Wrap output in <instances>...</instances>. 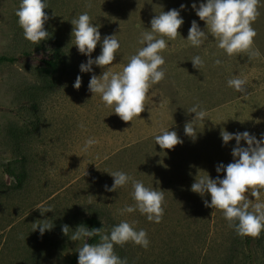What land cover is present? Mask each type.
Instances as JSON below:
<instances>
[{"label":"rangeland","instance_id":"rangeland-1","mask_svg":"<svg viewBox=\"0 0 264 264\" xmlns=\"http://www.w3.org/2000/svg\"><path fill=\"white\" fill-rule=\"evenodd\" d=\"M20 2L0 0V56L16 59L0 63V264H68L87 239L72 241L74 230L90 216L103 222L102 235L122 220L135 221L137 230L147 232L146 249L131 241L114 245L127 264H264V231L262 247L253 246L250 256L223 210L204 206L210 195L202 198L190 191L197 174L206 171L215 178L217 164L232 162L235 140L222 146L221 128L249 131L257 138L264 133V0L252 25L257 33L252 49L232 56L211 36L199 47L183 39L193 20L205 28L191 8L199 0H48L45 28L59 37L66 59L49 91L42 88L39 70L52 44L24 38L15 15ZM181 4L186 5L178 30L183 38L178 35L170 42L173 49L162 53L165 78L153 86L157 96L139 118L124 122L101 103L99 94L89 92L90 76L100 75L103 68L94 65V73L80 72L87 58L74 45L70 21L87 12L102 37L116 34L121 47L113 63L125 65L143 47L141 33L150 29V20ZM99 53L97 45L93 58ZM195 56L203 60L198 69L191 62ZM77 75L82 78L79 89L73 87ZM235 76L247 80L244 92L228 86ZM194 105L209 114L195 139L184 132L195 116L189 113ZM161 126H171L183 143L161 149L154 138ZM88 138L97 143L84 150ZM19 152L27 174L15 189L4 167L8 162L18 166ZM114 171L164 191L159 223L139 211L120 215V209L135 201L131 182L105 190L113 184L109 173ZM36 226L50 230L41 235Z\"/></svg>","mask_w":264,"mask_h":264},{"label":"clouds","instance_id":"clouds-1","mask_svg":"<svg viewBox=\"0 0 264 264\" xmlns=\"http://www.w3.org/2000/svg\"><path fill=\"white\" fill-rule=\"evenodd\" d=\"M262 0H199L191 4L192 10L200 21L205 22V28L193 20L188 35L183 38L179 29L184 24L181 11L186 8L181 4L179 9L162 11L150 20V29L141 33L139 43L143 45L136 54L132 55L125 65L113 63L119 54L121 43L116 34L102 37L100 26L92 21L87 12L73 18L71 36L75 38L74 45L78 52L85 56L86 62L79 66L81 73H94L93 66L103 68L100 75L90 76L88 90L92 97L99 94L101 103L111 108V114L117 115L122 121L129 122L139 118L145 106L157 96L153 86L165 78L163 65L165 59L162 53L172 50L177 36H181L191 46L199 47L211 36L217 41V47L228 56L244 53L252 49L257 33L253 23L260 15L259 5ZM49 9L48 0H21L15 15L18 24L23 30L26 40L39 44L49 38L45 28L50 17L45 11ZM54 15V14H53ZM97 45L100 47L99 55L93 58L92 54ZM255 55L259 56L257 50ZM194 68L203 65L200 56L191 59ZM220 63V61H217ZM119 68V70H115ZM82 78L77 75L73 84L75 89L81 87ZM229 87L238 92H244L247 80L235 76L227 81ZM151 90V91H150ZM163 106V101L159 103ZM189 113H195L193 119L184 126L187 136L196 138V130L209 114L194 105ZM209 119V118H208ZM259 122V121H257ZM84 128V125H80ZM170 127L161 126L155 134V143L161 149H174L182 144L183 140L178 133ZM222 146L235 140L231 150L232 162L227 165L217 164V176L212 178L206 174H197L191 184L190 191L204 197L210 195V201L205 199L204 206L223 210V215L229 221L236 234L245 237H257L264 231V133L259 138L249 131L230 133L224 128L220 129ZM244 142V145L241 144ZM94 138L84 141V150L96 144ZM220 173H223L221 177ZM113 178L111 187L105 185L106 191H115L117 187H124L131 182L132 199L134 205H126L119 210L120 215L132 214L139 211L150 222L159 223L163 216L164 191L146 187L142 181L133 179L123 171L109 173ZM52 211L50 208L45 212ZM44 212V213H45ZM102 225L103 222L101 221ZM65 226L62 231L66 235ZM43 235L45 226H36ZM102 228H91L78 225L71 237L72 241L84 240L100 235ZM131 241L143 248H148L150 241L144 229L137 230L135 221L122 220L115 225L109 234L100 235V242L89 244L86 241L78 249L77 264H127L114 251V245H124Z\"/></svg>","mask_w":264,"mask_h":264},{"label":"trees","instance_id":"trees-1","mask_svg":"<svg viewBox=\"0 0 264 264\" xmlns=\"http://www.w3.org/2000/svg\"><path fill=\"white\" fill-rule=\"evenodd\" d=\"M50 42L52 45L50 47L48 56L46 59L42 60V67L39 70V76H40V83L42 82V88L45 91H49L52 88H54L57 85V79L54 76L59 70L64 66V63L66 61L65 59V53L63 50V47L60 43L59 37L54 33H49V38L46 40V42ZM42 45H39L36 47V49H40ZM16 59L12 56L7 55H1L0 56V63H12ZM41 88V84H40ZM15 163L18 164L12 165V163L8 162L6 163L4 167L5 173L13 178V187L15 189L21 188L23 185V182L26 178V167H25V156L22 153H18V156L15 158ZM17 167V169H16ZM81 225H84L91 228H101L102 224L100 220L95 216L86 217L81 221ZM102 235V232L101 234ZM100 235H95L91 238H87L86 242L89 244H96L100 241ZM237 235V234H236ZM241 239L244 240L245 246L248 249V253L250 256H252V247L253 246H259L262 247L261 242V236L252 237V236H245L241 237L237 235ZM78 261V250L73 254V256L70 258L68 264H77Z\"/></svg>","mask_w":264,"mask_h":264}]
</instances>
